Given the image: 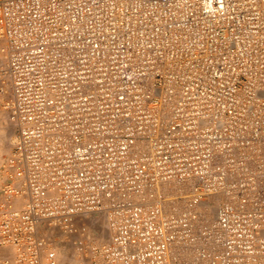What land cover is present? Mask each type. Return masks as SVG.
I'll return each instance as SVG.
<instances>
[{"label": "built area", "instance_id": "built-area-1", "mask_svg": "<svg viewBox=\"0 0 264 264\" xmlns=\"http://www.w3.org/2000/svg\"><path fill=\"white\" fill-rule=\"evenodd\" d=\"M0 41V264H59L43 223L102 264H264V0H0Z\"/></svg>", "mask_w": 264, "mask_h": 264}, {"label": "rangeland", "instance_id": "rangeland-1", "mask_svg": "<svg viewBox=\"0 0 264 264\" xmlns=\"http://www.w3.org/2000/svg\"><path fill=\"white\" fill-rule=\"evenodd\" d=\"M3 48H4V42L0 41V159H1L0 163H2L9 155L16 134V128L9 121L8 111L4 108L6 102L11 98V89H10L9 77L4 72L6 65V57L4 52L2 51ZM182 205L180 203V206ZM97 214L96 213H93L91 215L88 214L84 217L78 218L77 219L78 222L76 223V225L78 227H85L86 229L85 239H87L86 240L87 242H89L90 239V243L95 241L96 243H105L110 238V234L107 228V223L104 220L105 217L102 213H97ZM94 215L97 216V219L96 216ZM87 216H89L91 219ZM98 217L101 219H99ZM41 226L39 232L43 236L54 242V247L57 253L59 264H69V263L70 264H102L100 259L94 257V254L91 252L89 247L88 249L81 250L74 245V240L76 239L75 236L68 235L67 233L62 232L59 229L52 228L49 225V223H43ZM101 237H103L104 240ZM80 256L81 258H79ZM77 259H79L80 261ZM75 260L77 261L74 262Z\"/></svg>", "mask_w": 264, "mask_h": 264}, {"label": "bare ground", "instance_id": "bare-ground-1", "mask_svg": "<svg viewBox=\"0 0 264 264\" xmlns=\"http://www.w3.org/2000/svg\"><path fill=\"white\" fill-rule=\"evenodd\" d=\"M1 63H2V61H1ZM9 123H10V122H9ZM0 161H1V159H0ZM179 190H181V189H179ZM183 202H184V201H183V197H180V198H179V201L177 202L178 205L175 206V209H178L179 206H180V203H181V205H182ZM210 212H211V210H210ZM210 212H209V213H210ZM91 214H93V213H91ZM91 214H90V215H91ZM96 214H97V213H96ZM97 215H99V214H97ZM94 216H96V215H94ZM94 216H93V217H94ZM87 217H89V216H87ZM102 217H103V215H102ZM89 218H90V217H89ZM94 218H95V217H94ZM98 218H99V217H98ZM84 219H85V218H84ZM90 219H91V218H90ZM96 219H97V216H96ZM96 219H95V220H96ZM99 219H101V218H99ZM102 219H103V218H102ZM104 220H105V218H104ZM104 220H103V221H104ZM93 221H94V220H93ZM103 221H102V222H103ZM77 222H78V221H77ZM93 223H94V222H93ZM96 224H97V223H96ZM41 227H42V226H41ZM43 227H44V226H43ZM86 228H87V227H86ZM41 229H42V228H41ZM49 230H50V229H49ZM101 230H102V229H101ZM87 232H88V231H87ZM104 236H105V235H104ZM101 238H103V237H101ZM101 240H102V239H101ZM103 240H104V238H103ZM89 241H90V239H89ZM94 241H95V240H94ZM95 242H96V241H95ZM102 242H103V241H102ZM84 250H85V249H84ZM83 253H84V252H83ZM74 254H75V253H74ZM71 255H72V254H71ZM92 255H93V254H92ZM74 257H75V256H74ZM65 258H66V257H65ZM75 258H76V257H75ZM79 258H81V256H80ZM89 259H90V258H89ZM72 260H73V259H72ZM77 260H79V259H77ZM77 260H75L74 262H76ZM81 260H82V259H81ZM79 261H80V260H79ZM81 262H82V261H81ZM68 263H69V262H68ZM69 264H70V263H69Z\"/></svg>", "mask_w": 264, "mask_h": 264}]
</instances>
